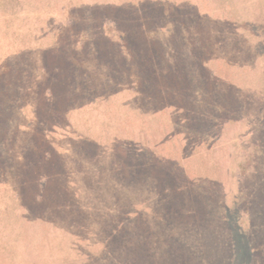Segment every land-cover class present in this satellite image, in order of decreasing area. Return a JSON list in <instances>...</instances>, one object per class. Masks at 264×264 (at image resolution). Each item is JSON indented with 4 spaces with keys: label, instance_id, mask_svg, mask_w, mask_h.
<instances>
[{
    "label": "rangeland",
    "instance_id": "1",
    "mask_svg": "<svg viewBox=\"0 0 264 264\" xmlns=\"http://www.w3.org/2000/svg\"><path fill=\"white\" fill-rule=\"evenodd\" d=\"M113 133L167 141L182 198L122 141L100 166ZM0 264H264V0H0Z\"/></svg>",
    "mask_w": 264,
    "mask_h": 264
},
{
    "label": "trees",
    "instance_id": "2",
    "mask_svg": "<svg viewBox=\"0 0 264 264\" xmlns=\"http://www.w3.org/2000/svg\"><path fill=\"white\" fill-rule=\"evenodd\" d=\"M206 96H207L206 94L200 93L199 96H198V99L199 98H201V99L203 98V100H205ZM126 101L124 103H121L120 105H123L124 107H128L129 109L134 110V112L136 113L135 115H138V116L141 117V118L137 117V120H135V121H139L138 124L139 123L141 125H143V123L147 124V122L149 123V121H151L150 118L155 117L156 121H161V123L166 124L165 130L167 131V129H169V131H168L169 133L167 134L168 137L170 135L171 136L175 135V136H179L181 138V141L184 144L183 147L186 145V143L188 141L187 136L188 137L198 136L197 135L198 132L196 131V129H193L192 126L188 127V125L184 124L185 119H183V118L179 120V124L180 125L184 124L185 127L187 126L188 128L187 127H186V129L181 128L183 130L179 132V131H177L175 129V124H178V123H176L174 118H172V115H168V116H165V117H163L161 115L160 116L161 118H160L159 115H158L159 114L158 110L157 111L155 110V111L142 112L139 107H135V109L131 108ZM144 116H146V118H144ZM123 119H126V118L123 117ZM135 121H133V123ZM93 127H96V129H98V131H99V129H100V127H102V125L100 123H98V125L96 124V126H93ZM139 131L143 132V130L141 128H140ZM100 132H101V129H100ZM192 132L194 134H190ZM116 134L117 133H113V135L104 134L105 137L108 136L109 138L106 139V141L108 140V142L102 141V143L98 142V139L90 138L93 142L97 141L96 142L98 144L97 145L98 146L97 149L100 152H102V154L104 153V154H106V156L109 155V156L105 157L106 161L100 162V166H104V165L108 164V161L111 158L110 155L112 154V151H111L112 146L115 143H118V141H122V145L125 148H127V150L129 151V155H127V160H126L127 163L126 164H129L131 166V168H136V169H138L137 171H140V172H142L144 169L147 170V168H148V170L151 169V171L158 169V171H164L165 172V169L168 166L167 160L169 159V157H167V156L164 157L162 151H163L164 146H167V144H168L167 141L159 140V138H156L154 140H149L148 139L147 141H139V140H141L140 138H135V139L120 138V137H116ZM101 135L103 136L102 132H101ZM59 137H60L61 142H62V139L65 140V141H68V142L65 143L64 146H62V148L57 149V147H55L53 150H60V152H62L63 157H64L63 158L64 164L66 166H68L69 171L72 172L73 169L71 168V166L73 165V163L75 161L81 160L82 156L80 155V153L76 149L72 148V146L69 143L67 135H62V136H59ZM112 137H114L113 139H116V140H112L111 139ZM118 138L120 140H117ZM145 143H148V146H146ZM134 146L136 147V150L134 151V153L132 151V154H131V152H130L131 148L133 149ZM178 148H179V146H178ZM160 154H162L161 157L163 159L158 157ZM8 156H9V162L10 163H14V164L16 163L17 164V163H19V161H22L20 159V153H18V151L15 150L14 148H9ZM88 157L89 156L83 157L84 158L83 159L84 162L88 166L96 169L95 162H96L97 159H94V158L88 159ZM186 157H188V156H185V158ZM158 161L161 162V164L156 165V162H158ZM156 166H158V167H156ZM174 179L175 178L173 177V175H171V172L169 174L168 171L165 172V177L164 178L162 177V175L161 176L160 175H152V182L150 183L152 185V187H151V190L148 187V190H150V191H148V193L149 194H151L153 192L155 193L154 185H156V184L159 186L158 189L162 190L161 193H158L159 191L157 190V194H155V195H158V196L155 197V200H159V202H160V210L168 209L170 203H172L174 200L182 198L180 196L176 197V198L173 197L174 193L180 192L182 190V188H183L181 185H178L177 188L175 189V191H173V189L170 186H171V184H172ZM191 182L194 184V183L197 182V180L191 179ZM140 183L141 182H139L138 185H142ZM168 187H169V189H168ZM189 196L187 198H189ZM16 199H17V197H16ZM17 201H18V199H17ZM230 209H231V207H230ZM132 212L133 211H131V213ZM103 214H104V211H102L101 215H103ZM105 215H107L106 212H105ZM149 218L152 220V225H154V224L158 223V222L156 223V220L162 219V214L160 213V211H158V212L156 211V212H153L152 214H150Z\"/></svg>",
    "mask_w": 264,
    "mask_h": 264
}]
</instances>
